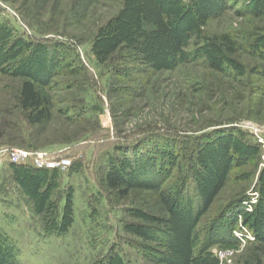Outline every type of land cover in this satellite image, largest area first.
I'll return each instance as SVG.
<instances>
[{
    "label": "rangeland",
    "instance_id": "374dc122",
    "mask_svg": "<svg viewBox=\"0 0 264 264\" xmlns=\"http://www.w3.org/2000/svg\"><path fill=\"white\" fill-rule=\"evenodd\" d=\"M117 260L264 264V0H0V264Z\"/></svg>",
    "mask_w": 264,
    "mask_h": 264
},
{
    "label": "trees",
    "instance_id": "16d2710c",
    "mask_svg": "<svg viewBox=\"0 0 264 264\" xmlns=\"http://www.w3.org/2000/svg\"><path fill=\"white\" fill-rule=\"evenodd\" d=\"M20 104L26 112L28 121L33 125L42 124L50 117L52 104L50 98L44 93L42 86L37 85L35 81L27 80L23 83L20 92ZM105 178V184L109 189L125 194L126 181L119 172L111 170ZM161 199L165 207L171 210L175 198L163 193ZM116 264H120V262L118 261Z\"/></svg>",
    "mask_w": 264,
    "mask_h": 264
},
{
    "label": "built area",
    "instance_id": "2783aa9c",
    "mask_svg": "<svg viewBox=\"0 0 264 264\" xmlns=\"http://www.w3.org/2000/svg\"><path fill=\"white\" fill-rule=\"evenodd\" d=\"M8 153L11 159L16 162L24 161L26 159H34L37 163H40L48 168L63 167L66 169L71 166V162L67 159L57 161L55 159H51L45 153H39L27 149L12 148Z\"/></svg>",
    "mask_w": 264,
    "mask_h": 264
}]
</instances>
